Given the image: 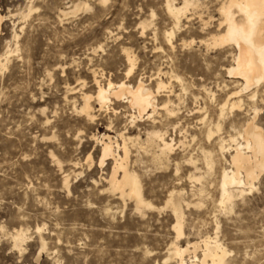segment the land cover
<instances>
[{
    "label": "rangeland",
    "instance_id": "374dc122",
    "mask_svg": "<svg viewBox=\"0 0 264 264\" xmlns=\"http://www.w3.org/2000/svg\"><path fill=\"white\" fill-rule=\"evenodd\" d=\"M221 1L201 0L202 8H191L172 50L164 39L174 24L166 0H0V15L5 17L0 22V56L15 51L7 68L0 70V264H179L176 258L166 262L177 242V218L167 205L174 190L181 193L175 202L184 214V235L178 241L182 246L218 233L230 252L226 264H264V176L252 192L237 199L234 210L225 211L219 206V181L229 165L216 141L207 140L206 131L218 121V104L242 83L227 73L234 50H208L202 44L216 33L217 25L213 21L204 30L203 20L220 18ZM30 8L33 12L25 20ZM144 22L152 25L143 33ZM124 50L136 58L130 74ZM95 69L115 82L135 85L143 78L154 91L158 78L169 84L163 73L174 70L189 87L184 91L172 83L175 117L159 111L153 120L145 117L130 127L127 105L115 101L112 108L118 113L113 114L98 112L100 107L93 102L98 116L92 124L73 106L82 107L81 93L95 94L91 74ZM67 86L76 89L69 99ZM168 92L160 94V106ZM251 93L242 97V112L227 115L218 138L235 136V130L255 116L254 108L259 110L256 123L264 130V84L255 101L248 98ZM127 126L132 137L143 140L149 133L164 132L174 146L163 167L152 161L155 149L149 153L132 149V161L138 160L133 169L154 207L144 212L109 190L105 179L113 162L100 167V145L92 140L105 134L115 139ZM202 149L213 152L219 163L212 172ZM190 158L198 161L199 170L188 163ZM64 175L69 176V189ZM191 175L204 179L192 181ZM37 227L43 228L45 248ZM22 228L28 241L16 248L13 235ZM193 258L185 256L189 264Z\"/></svg>",
    "mask_w": 264,
    "mask_h": 264
},
{
    "label": "bare ground",
    "instance_id": "6f19581e",
    "mask_svg": "<svg viewBox=\"0 0 264 264\" xmlns=\"http://www.w3.org/2000/svg\"><path fill=\"white\" fill-rule=\"evenodd\" d=\"M106 1L107 0H104V2ZM202 6L201 0H182L180 5H177L176 0H166V8L170 16L169 18L174 22V24H172L173 27L164 33V39L170 49L174 50L176 48L174 41L177 33L182 29L183 18H187V13L191 8L196 11L197 9L202 8ZM85 8L88 9V5H85ZM32 12L33 8H30L27 16L23 18L26 20V18L31 16ZM217 12L220 16L219 19H214V17L210 16L208 21L203 20L205 26L204 30H207L213 21L217 22V25L216 33L209 34V38L205 41L203 40L202 44H205L208 50L225 49L226 47H230V49L234 50V52L231 53L232 65L227 69V73L229 77L242 80V83L239 82L241 85L240 88L229 94L223 103L218 104V121L216 124H211L209 130L206 131L208 142L213 143L216 141L215 144L219 149L222 159L229 165L228 168L222 170V175H220L221 181H219V206L226 211L234 210V204L237 199L245 197L248 191L252 192L255 187H257L256 185L261 177L264 176V130L256 123L257 116L259 115L258 108H254L255 116L250 119L249 122L246 120L247 123L242 129L235 130V136L232 134V136H229L227 139L222 137L218 138V135L223 131L227 115L233 114L235 111H243V95L251 93L255 89V92L251 93L248 97L251 101H255L259 96L258 94L261 86L264 84V0H222ZM155 16L156 15L152 13L154 21ZM4 19L5 17L0 15V22L4 21ZM151 25V22H144L143 33ZM206 33L208 34V32ZM154 35L156 36V33ZM15 38H18V36H15ZM183 45L187 46V43L184 42ZM12 50L10 49L4 56H0V70L7 68L11 55L15 52ZM18 50L17 46L16 52ZM124 53L129 66L128 74H130L136 66V58L129 50H124ZM161 73L162 71H160L157 76L160 77ZM91 74L93 76L95 94L81 93V100L83 101V105H81L82 107L80 106V109H77V106L73 107L75 108L76 113L78 112L81 114L85 117L87 122L92 124L97 121L98 116H96L97 112H95L98 109L95 110L93 102H96V104L99 105L100 109L98 112L105 111L106 113H110L112 110L113 114L118 113L116 109L112 108L115 101L122 102L123 106L124 104L127 105V108L130 110V115L127 116L129 118L128 121L130 127H135L139 122L141 123L145 117H147V120H153L155 116L159 114V111H164L169 117H175L178 113L174 109H171V106L174 105L170 98L174 92V86L172 83H179L184 91L188 90L187 87H189H186L185 78L177 75L174 70L163 73L164 76L169 79V84H165L163 80L158 78L156 91L147 85L143 78L135 85H132L124 80L115 82L111 79H106L104 74L98 69L92 70ZM187 85H189V82ZM166 90H169V95L167 96L168 99L160 106L158 98L160 94ZM75 91V88L67 86L66 99H69L70 96L76 94ZM210 98L214 97L212 96ZM177 106L176 108H178ZM206 112L208 111L206 110ZM164 121L165 119L163 122ZM206 123L208 124V122ZM110 128L112 129V124ZM117 134V138L115 139L107 134L103 135L101 138L94 135L92 139L100 145V167H104L108 161L113 162L112 172L109 174V177L107 176L108 178L106 177L105 179L109 185V190L113 193L120 194L123 200H126L127 198L134 201V207H136L138 212L152 210L154 207L153 204L146 199L141 176L133 169V164H136L138 160L135 159V162L132 161V149L136 148L140 152L143 151L142 153L151 152L150 148H153V150L155 149L152 153V161L156 165L163 167L166 165V161L169 160L170 154L174 151L173 143L169 142L172 140L168 141L166 139V133L164 132L149 133L147 140H143L140 136L132 137L128 126L125 130ZM54 138L55 135H53L51 139ZM193 142L197 141H194L193 139ZM201 151L203 154L202 157H205L206 167L212 172L217 163L213 152L204 149ZM227 154L230 156V160H227ZM88 159L92 160V157L89 156ZM188 163L193 165L196 170H199L198 167L200 165L197 167V160L190 158ZM217 164L219 165V163ZM63 179L64 186L69 189V176L64 175ZM202 179H204V177L190 176V180L192 181H201ZM204 193L205 188L202 187L198 191V195L202 197ZM177 194L180 195L181 193L176 192L175 190L171 191L167 200V205H170L177 218V225L174 228L177 231V242L173 243L169 249L170 257L166 262L176 258L180 260L179 264H189L186 262L185 256L191 254L194 255V260L190 262V264H226V259L230 252L220 242L217 232L215 238L207 237L202 242L200 241L201 243L189 242V245L184 247L178 242L184 235L182 223L184 214L181 205L175 202ZM218 229L219 228H217V230ZM42 230V227H37V233L40 235L41 244L45 248L46 241L43 236H41ZM26 233L27 230L23 228L15 231L13 235V244H15L16 248H22L28 241ZM201 249L202 257L199 258L197 253Z\"/></svg>",
    "mask_w": 264,
    "mask_h": 264
}]
</instances>
